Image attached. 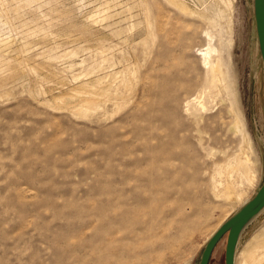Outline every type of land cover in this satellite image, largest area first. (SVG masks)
I'll return each mask as SVG.
<instances>
[{"label": "rangeland", "instance_id": "obj_1", "mask_svg": "<svg viewBox=\"0 0 264 264\" xmlns=\"http://www.w3.org/2000/svg\"><path fill=\"white\" fill-rule=\"evenodd\" d=\"M175 1L0 0V264H198L261 184L252 0ZM209 41L231 87L213 97L202 96ZM233 109L255 178L227 202L210 180L240 145ZM262 227L264 207L234 264ZM224 243L207 264H223Z\"/></svg>", "mask_w": 264, "mask_h": 264}, {"label": "bare ground", "instance_id": "obj_2", "mask_svg": "<svg viewBox=\"0 0 264 264\" xmlns=\"http://www.w3.org/2000/svg\"><path fill=\"white\" fill-rule=\"evenodd\" d=\"M170 1L173 4H177V2L175 0H170ZM207 35L210 36L211 34L207 33ZM216 51H217V49L209 41L206 48H204L201 52L203 62L206 65V69H207L205 71V80L203 81V86H202V93H203L202 96H205L204 94H206V95H209L210 97L211 96L213 97V95L216 96V94L221 93L220 92L221 87H223L224 89H227V90H229L231 88L230 84L227 81L226 76H225L226 72L223 69V66L221 63L222 60L219 57H217L216 55H215L216 57H213V55L216 53ZM78 88H76V89H78ZM81 91H82V89H81ZM232 91H234V90H232ZM199 93H200V91H199ZM98 94H100V93H97L95 95H98ZM227 94H229V92ZM92 96H94V95H92ZM107 96H110V94ZM94 97L96 98V96H94ZM95 98L93 101L99 99V96H98V98H96V99ZM197 98L198 97H194L192 100L187 102L188 107H191L190 108L191 114H193V115H197L198 113H200V111L204 108V104H205V102L203 103L201 100H198ZM234 106H233V108H234ZM230 107L232 108V106H230ZM235 107H237V106H235ZM87 108H90V107H87ZM231 108L228 110L232 111ZM94 109H95V107H94ZM99 109H101V108H99ZM187 114L189 115V112ZM233 114H234V117H233L234 120L232 121L233 123L231 126H232L233 131L236 134H239V136H240V145H239L238 151H236L237 153L232 155L231 158L227 159L225 163H223L222 165H218V167L215 170L216 174L215 175L213 174L214 176L212 177V180H210V182H211L210 185L212 186V190H213V191H211V193L213 192L215 197L218 196L217 198H222L223 200H225L227 202L239 200L240 197L242 196L241 195L242 192H241V190H239V183H243V182L251 183L255 178V174H254V170H253L254 162H253V160H251V158H252L251 154H253V146H252L251 138H250V136H249V134L245 128V125H244V122H243V119H242L240 113L236 109H233ZM196 117H199V116H196ZM196 117H194V118H196ZM197 119L199 120V118H197ZM200 119H201V117H200ZM215 171H214V173H215ZM211 186H210V189H211ZM210 255H211V252L209 254L207 263L209 262ZM234 255H235V252H234ZM242 255H243V258L241 259V262L239 259L240 264H264V227H262V229H260L248 241L245 248L243 249ZM233 264H234V257H233Z\"/></svg>", "mask_w": 264, "mask_h": 264}, {"label": "water", "instance_id": "obj_3", "mask_svg": "<svg viewBox=\"0 0 264 264\" xmlns=\"http://www.w3.org/2000/svg\"><path fill=\"white\" fill-rule=\"evenodd\" d=\"M252 16L258 53L264 68V0H252ZM264 207V177L253 195L241 204L205 241L198 264H207L214 245L225 234L223 264H233L235 246L243 228Z\"/></svg>", "mask_w": 264, "mask_h": 264}]
</instances>
